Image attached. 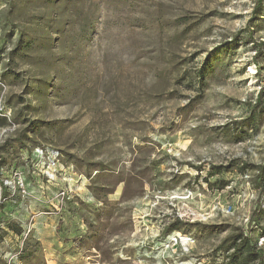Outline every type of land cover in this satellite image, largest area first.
<instances>
[{"label":"rangeland","instance_id":"374dc122","mask_svg":"<svg viewBox=\"0 0 264 264\" xmlns=\"http://www.w3.org/2000/svg\"><path fill=\"white\" fill-rule=\"evenodd\" d=\"M262 88L264 0H0V264L264 249Z\"/></svg>","mask_w":264,"mask_h":264},{"label":"trees","instance_id":"16d2710c","mask_svg":"<svg viewBox=\"0 0 264 264\" xmlns=\"http://www.w3.org/2000/svg\"><path fill=\"white\" fill-rule=\"evenodd\" d=\"M263 0H258V5L262 4ZM264 90V88H262ZM264 93V91L262 92ZM261 97H259L261 103ZM6 118L0 116V128L5 126ZM259 186L264 190V165L259 168V176L257 177ZM233 246L236 249L232 255L231 262L233 264H249L258 262V264H264V249L259 248L250 237H246L244 233L236 236L233 239ZM231 248V247H230Z\"/></svg>","mask_w":264,"mask_h":264},{"label":"built area","instance_id":"2783aa9c","mask_svg":"<svg viewBox=\"0 0 264 264\" xmlns=\"http://www.w3.org/2000/svg\"><path fill=\"white\" fill-rule=\"evenodd\" d=\"M190 239H183L180 236L179 237H174L171 241L170 244L172 247L179 245V244H185L186 242H189ZM264 244V239H261L259 242V245L262 246Z\"/></svg>","mask_w":264,"mask_h":264}]
</instances>
